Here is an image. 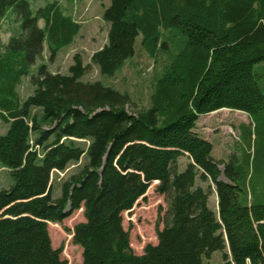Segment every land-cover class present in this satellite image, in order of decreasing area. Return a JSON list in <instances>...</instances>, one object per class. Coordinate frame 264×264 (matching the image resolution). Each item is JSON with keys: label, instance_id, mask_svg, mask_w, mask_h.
<instances>
[{"label": "trees", "instance_id": "1", "mask_svg": "<svg viewBox=\"0 0 264 264\" xmlns=\"http://www.w3.org/2000/svg\"><path fill=\"white\" fill-rule=\"evenodd\" d=\"M10 9L21 33L0 52V118L7 124L0 165L12 180L0 190V264H67L52 248L47 222L56 225L80 208L84 220L72 242L82 264H202L214 251L224 264H264V192H252L236 155L228 163L214 159L196 127L201 115L219 109L246 113L253 131L242 125L241 136L246 149L253 144L264 186V140L256 142L264 134V0H109L106 43L90 57L99 72L121 69L138 36L149 57H166L151 106L133 112L128 93L81 80L89 64L78 53L67 74L39 65L32 93L20 101L16 86L44 42L54 57L79 24L57 2L33 15L28 0H0V20ZM83 156L86 163L52 198L53 172ZM156 181L167 201L163 226L156 244L136 254L121 214ZM201 182L213 184L217 212Z\"/></svg>", "mask_w": 264, "mask_h": 264}, {"label": "rangeland", "instance_id": "2", "mask_svg": "<svg viewBox=\"0 0 264 264\" xmlns=\"http://www.w3.org/2000/svg\"><path fill=\"white\" fill-rule=\"evenodd\" d=\"M28 2L33 15L47 3L57 2L61 11L65 15L71 16L79 24V30L72 41L62 46L52 58L49 56L47 43L44 42L40 58L36 60L34 65L30 66V73L23 75L16 86L20 101L32 93L33 85L30 77L36 74L39 65H45L52 72L67 74L68 67L73 62V55L78 53L83 64H89L87 72L81 78L82 81H100L106 86L128 93L130 103L126 107L129 112L151 106L150 95L153 90V82L156 74L161 71V66L166 57L160 55L156 60L149 57L139 45L140 36L135 40L133 57L128 58L122 68L113 75H103L99 72L98 67L91 63V54L106 43L108 23L103 20L102 14L109 5V0H28ZM17 18L16 12L10 9L6 12V17L0 20V52L4 51V46L11 35L17 36L21 33L20 20ZM37 23L40 26L43 25L42 20ZM255 68H258V65ZM242 125L253 131L251 119L246 113L223 108L207 115H201L197 130L212 144L211 156L214 159L228 163L233 159V154L236 155L238 162L242 164L241 173L246 175L247 180L251 177L252 192L261 196L264 192V186L258 185L257 182L261 172L253 160V144L249 150L243 143ZM6 128L7 124L0 118V133H3ZM262 140H264V134L258 133L256 142L260 143ZM81 144L85 147L87 141H82ZM242 146L244 149L240 150ZM247 154L251 156L248 157V160ZM86 160L87 157L83 156L78 163L69 164L65 171L53 172L52 198L60 196L61 183L69 175L76 173L86 163ZM187 161L188 158L185 155L177 160L180 170L183 169ZM219 168L222 171L223 165H220ZM220 178L222 179V176ZM11 181L8 169L0 165V190L7 188ZM201 183L205 189L208 188L209 205L212 207L213 200H215L214 186L209 182ZM156 185L157 182L155 184L150 183L143 196L139 197L129 210L123 211L121 214L123 227L129 231L130 246L136 254H141L145 245L156 244V230L163 226L162 219L167 208V201L164 195L156 192ZM83 220V211L80 208L56 225L50 226V222L47 223L52 248L60 249V258L65 260L67 264H82L81 248L72 242V231L74 226ZM202 264H224L222 252L214 251L209 256H203Z\"/></svg>", "mask_w": 264, "mask_h": 264}, {"label": "crops", "instance_id": "3", "mask_svg": "<svg viewBox=\"0 0 264 264\" xmlns=\"http://www.w3.org/2000/svg\"><path fill=\"white\" fill-rule=\"evenodd\" d=\"M6 17V15L4 16V18ZM18 17V16H17ZM18 19V18H17ZM39 21V20H38ZM39 25V24H38ZM40 26V25H39ZM12 36V35H11ZM10 36V37H11ZM9 37V38H10ZM44 45V44H43ZM200 118V117H199ZM199 118H198V120H199ZM198 120H197V123H196V127H197V124H198ZM202 134V133H201ZM203 135V134H202ZM222 179L223 180H225L226 181V179H224L223 177H222ZM213 194H215V200H213V206L211 207L210 205H209V196H208V206L213 210V211H215V212H217V209H218V207H217V196H216V192H215V190L213 191Z\"/></svg>", "mask_w": 264, "mask_h": 264}, {"label": "water", "instance_id": "4", "mask_svg": "<svg viewBox=\"0 0 264 264\" xmlns=\"http://www.w3.org/2000/svg\"><path fill=\"white\" fill-rule=\"evenodd\" d=\"M157 182V181H156ZM48 223V222H47Z\"/></svg>", "mask_w": 264, "mask_h": 264}]
</instances>
